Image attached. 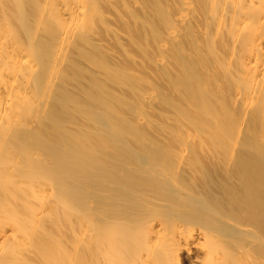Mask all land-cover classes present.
Masks as SVG:
<instances>
[{"label": "bare ground", "instance_id": "1", "mask_svg": "<svg viewBox=\"0 0 264 264\" xmlns=\"http://www.w3.org/2000/svg\"><path fill=\"white\" fill-rule=\"evenodd\" d=\"M146 1L0 0V264H264V0ZM163 17V28L154 31ZM112 41L140 43V49L125 46L120 53ZM115 60L127 72L112 76L115 86L144 73L149 86L140 94L144 107L156 108L157 99L172 92L163 74L177 77L183 89L175 85L168 95L188 110L200 103L195 111L207 118V131L199 137L198 126L191 129V120L180 117L177 165L149 182L127 184L131 196L148 204L149 215L133 216L132 201L123 216H82L65 209L64 200L52 201L49 183L19 182L24 152L17 146L26 143L20 129L53 112L49 99L66 83L70 68L87 71L72 83L82 88ZM156 87L168 89L160 94ZM162 110L155 117L137 110L132 120L143 126L160 119L173 123L177 117ZM197 138L207 146L201 167L195 152H184ZM29 155L39 159L33 147ZM160 163L142 168L156 176ZM178 174L185 183L177 181ZM163 186L173 190L168 200L161 197L166 201L156 195ZM32 202L38 206L27 213L19 207ZM198 204L203 211L194 214Z\"/></svg>", "mask_w": 264, "mask_h": 264}, {"label": "rangeland", "instance_id": "2", "mask_svg": "<svg viewBox=\"0 0 264 264\" xmlns=\"http://www.w3.org/2000/svg\"><path fill=\"white\" fill-rule=\"evenodd\" d=\"M164 20V17L160 18L155 23V26H152L154 31L156 28H163ZM114 42L118 43L117 41H112L110 45L113 44L112 48L115 51L118 50L117 52L120 53L124 51L125 46H128V44L122 43L121 45L116 44ZM135 46V49L132 48ZM135 46L133 44L132 47H127V50L133 52L134 50L140 49V43H136ZM120 60V62H125V58L123 57L120 58ZM99 61V65L103 66V60L99 59ZM114 62L112 64H107L108 66L106 65L107 68L109 67V65H111L112 69H105V73L104 75H102V77H97V79H95V77L94 79H89L88 82L82 84V88L72 87V83L76 79H80V81H82L81 79L86 78L87 71H84L85 69L83 68V70L78 69V67L75 66L70 68L69 71H67L69 73H67V77H64L63 80L67 84L65 83L63 85H57V87H55V89L53 90L51 98L49 99L48 105L50 108L54 109L53 112H50L49 110L50 114L48 116L44 114L43 117H40L39 121L35 122L34 124H31L27 128L24 127V129H20L22 130L20 132L21 137L23 136L26 139V143L25 145L19 144L17 146L19 152H24L23 157L25 158H23L24 165L18 168L19 176H17V179L19 180V182H24L29 185L33 183L37 178H39L38 180H40L41 183H49L54 191V197L52 201H55L58 198L59 200H64L66 203L64 206L65 209L70 208L71 210L77 211L82 216H123V209L129 206L132 201L134 202V205L131 210L134 211L133 216H147V214L149 213L147 211L149 210V207L146 206H148V204H142L139 195L137 197H135V195L131 196L129 194L130 190H128V185H133L135 181L149 182L150 180L154 179V177L159 176L160 173L162 174L165 169L170 170V168L172 169L175 164L177 165L176 145H178L177 140L178 136L180 137L179 132L182 131V128L175 127V125L177 124L175 122L184 119V121H181L187 123L188 119L191 120L188 126H191V129L197 128L198 126L197 129L200 134L199 137H202L204 136V132L207 131V124L205 121L207 118L204 116V114L202 115V113H197L195 111L198 110V107L196 106H200V103L197 104L195 101L196 106L194 107L192 105V107L189 108V110L191 111L190 112L188 108H185V103L180 101L181 99H179L177 96L176 99V97H174L175 95H168V93H173L172 88H174L175 85L176 87L178 86L176 84L178 78L170 77V75L166 73L163 74L161 77L163 78L164 82L170 84L166 86H170L171 89L169 88V90L172 92H166L167 96H165V94L163 93V97L161 96V98L159 97V100L157 99V104L159 105H157V107L159 109L157 107L153 108V106L144 107L140 94H142V92L146 90V88H149V86L147 85V81H145L146 79H144V73L142 71H137L136 73L132 74L128 79H124L121 81L125 82V84L122 83V86H115L114 84L116 83L112 82V76L115 77L116 75L117 78H120L123 74H126L127 72L124 68V65H118V60H115ZM147 64H151L149 63L148 59L146 65ZM156 74L157 70H155L154 75ZM185 77L186 76L182 72V74H180V78ZM133 85L135 88L133 87ZM156 88L158 89L160 94L162 92L167 91V89L164 91L162 90V88ZM177 88L180 89L182 88V86H178ZM155 106L156 104L154 105V107ZM182 107L183 109H181ZM152 108L154 112H151ZM161 109H163L162 111H166L167 115H171V118H175L176 116V120L173 119L171 121H174L173 123L166 122L161 119L159 120V122L158 120L157 122H155L156 120H153L156 123V127L154 128L152 126H155V124L151 125L154 122L143 126L138 125L137 123L135 124L134 119L132 120V116H137L141 112V114H143L144 116L149 117L148 114L151 116L152 113V116L155 117V114ZM137 110L138 112L140 111V113H137ZM143 111H147L146 114H144ZM134 113L137 115H135ZM110 115H114V118H112L113 116ZM107 119H112V122H114L110 123V121H108ZM132 123L134 125H132ZM163 127L169 128H164L169 133L166 130H163ZM152 128L156 129V134H158V132L161 130L160 128H162L161 132L164 131V133L166 134H160L161 132H159V134L155 137L156 134L152 133L154 132ZM170 129L173 132H171ZM174 131H177L178 133ZM141 132L143 133V135ZM140 134L142 136H140ZM164 135H166L165 141H162L164 140L162 139L164 138ZM158 136L163 137L159 139ZM220 136H222V134ZM136 138H138L139 140ZM200 139L201 138H197L193 143L186 144L184 149L185 154H187L188 152H195V160L197 156V161H195L196 164L199 160V162L201 163L205 161L203 154L205 153L204 149H207V146H204ZM131 140L132 143L130 142L128 144V142ZM103 142L105 143V145ZM199 142H201V146ZM150 143L153 144L150 145ZM129 145L133 146V148ZM31 147L35 148V152L39 156V159L33 160L28 157L30 156L29 148ZM54 153L59 157L54 158L52 156ZM246 159L251 161V155L249 158L247 157ZM158 161L161 162V166L159 168V171H157V175L153 176L154 172L146 170L145 168H147L148 165L154 164ZM113 164L115 165L116 171L111 168L112 166H114ZM143 166L146 167L143 169ZM197 166L201 167L199 163ZM192 168L194 169L195 167L193 166ZM131 170H134V173H132ZM178 175L179 176L176 175L177 181L180 184L185 183V175ZM160 179H163V177H160L157 180L161 181ZM130 182L131 184H129ZM12 183H15V177L13 178ZM135 187L139 188V186ZM88 189H94L92 192L93 195H87ZM140 189L142 188L140 187ZM166 189H168V187H166L165 190L163 189L164 191L160 190V194L156 192V195L159 196V198L165 197L168 200L169 195L172 196L171 194L173 193L171 192L173 190H171V187H169V191ZM165 198L162 200L166 201ZM184 199L185 198L183 197V200ZM186 199L189 200L190 204L191 202H194L191 200V197H189V199ZM37 203L38 202H32L31 204L23 203L19 207H22V210H25L24 213H27L30 210L36 209V207L38 206ZM198 206L200 207L196 208V206V212L193 210L192 214L194 212V214H196L198 213V211H203L200 210V208L203 207L199 204ZM151 210L154 211V208H152ZM243 213V216H248L247 214H249L247 213V211H243ZM181 215L182 213L178 214V216ZM189 215L192 216L191 214L185 215L184 213L182 216Z\"/></svg>", "mask_w": 264, "mask_h": 264}]
</instances>
